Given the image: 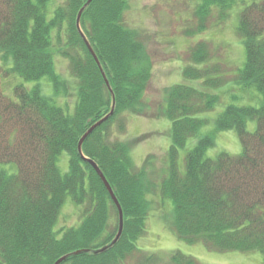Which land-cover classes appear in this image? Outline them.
I'll return each instance as SVG.
<instances>
[{
    "label": "trees",
    "instance_id": "trees-1",
    "mask_svg": "<svg viewBox=\"0 0 264 264\" xmlns=\"http://www.w3.org/2000/svg\"><path fill=\"white\" fill-rule=\"evenodd\" d=\"M86 1L0 0V70L24 80L48 79L53 92L46 96L39 82L15 85L13 99L0 91V264H53L63 255L61 264H203L180 250L155 253L137 246L147 232L152 196L177 239L216 252L258 251L264 263V0L194 1L195 23L185 35L228 25L235 15L242 61L228 74L219 65L220 46L205 39L189 45L181 74L201 86L163 89L159 116L171 123L170 144L165 167L151 171L146 163L134 164L130 144L114 131L124 132L126 113L144 111L151 63L143 31L124 21L130 0H91L83 9L79 27L111 94L76 25ZM56 57L67 61L68 76L56 70ZM228 82L235 92L215 120L197 117L221 104L219 90ZM70 87L71 107L57 100ZM241 95L255 102L238 104ZM112 105L111 116L82 143V153L97 164L122 208V232L109 245L118 230L117 209L77 143ZM210 122L212 128L199 134ZM231 129L241 152L208 157L217 133ZM196 136L181 171L179 150ZM63 152L64 173L58 167ZM67 198L80 208L79 222L56 229ZM79 249L88 251L72 254Z\"/></svg>",
    "mask_w": 264,
    "mask_h": 264
},
{
    "label": "rangeland",
    "instance_id": "rangeland-1",
    "mask_svg": "<svg viewBox=\"0 0 264 264\" xmlns=\"http://www.w3.org/2000/svg\"><path fill=\"white\" fill-rule=\"evenodd\" d=\"M195 0H130L129 7L124 12L125 23L133 28L143 31L146 40V52L151 63V75L146 84L142 101L144 111L141 114L126 113L125 130L120 132L117 129V136L120 140L126 141L131 146V157L136 166L141 167L146 163L148 170L162 169L165 167V154L170 144V121L159 116L163 101V89L174 83H186L199 88L198 81L186 80L181 71L184 67V56L187 48L192 43L205 39L214 47L219 48V63L222 71L230 70L242 61V46L234 33L236 24L235 15L231 22L225 26H218L207 30L195 38L187 37L184 30L194 25L193 7ZM57 1H55L56 3ZM233 26V28H232ZM218 51L213 52L217 54ZM221 53V54H220ZM218 56V54H217ZM56 70L62 77L68 76L67 61L60 57L55 58ZM230 77V76H229ZM69 86H73V80L67 78ZM230 79V78H228ZM46 96H53L51 83L48 79L24 80L17 75L5 74L0 70V91L4 95L14 98L13 88L22 83L30 88L38 83ZM233 85V84H232ZM230 82L222 86L219 92L222 93V102L212 111L198 114L197 117L207 118L211 122L223 110L225 105L231 101L229 91ZM70 87V94L63 98L57 97L59 103H65L71 107L74 102V90ZM238 104H253L255 101L246 95H241ZM204 126L199 134H204L212 128V123ZM255 122L249 121L248 130L253 131ZM197 137L188 139L186 146L179 150L178 164L183 170L184 156L197 140ZM242 150L241 143L234 130L219 131L216 135L215 144L210 147L206 154L208 157H215L220 151L230 154H239ZM150 158V164L147 161ZM58 167L61 172H66L68 157L65 152L59 156ZM152 209L147 220V232L137 241V246L147 252H170L180 250L185 254L192 255L203 264H264L260 252H239L227 251L216 252L205 248L202 244H187L175 237L161 219V211L156 196L150 197ZM162 205V209L169 212L170 205ZM80 208L76 207L67 198L63 204L58 218L56 229L65 225H75L79 222ZM113 221V217L111 219Z\"/></svg>",
    "mask_w": 264,
    "mask_h": 264
},
{
    "label": "water",
    "instance_id": "water-1",
    "mask_svg": "<svg viewBox=\"0 0 264 264\" xmlns=\"http://www.w3.org/2000/svg\"><path fill=\"white\" fill-rule=\"evenodd\" d=\"M91 2V0H87L85 2V4L79 9L78 13H77V16H76V25L78 27V29L80 30V27H79V22H80V17H81V13L83 11V9ZM80 33L82 35V37L85 39V37L83 36V33L81 32L80 30ZM85 43H86V46L89 50V52L91 53L92 57L94 58L96 64L98 65L99 69L101 70V74L104 78V81H105V84L107 85V87L109 88V91L110 93L112 94V91H111V88L109 86V82L104 74V72L102 71L101 67H100V63L94 53V51L92 50L90 44L88 43L87 39H85ZM113 113V105L110 109V111L105 114L103 117H101L100 119H98L96 122H94L93 124H91L87 129L86 131L82 134V136L79 138L78 140V143H77V150H78V153L80 154V156L88 161L91 166L94 168V170L96 171V173L98 174V176L100 177L102 183L104 184L105 186V189L107 190L109 196H110V199L112 200L113 204L115 205L116 209H117V213H118V230H117V233L115 235V237L112 239L111 243L109 245H113L117 240L118 238L120 237V234L122 232V227H123V214H122V208L116 198V196L114 195V192L109 184V182L107 181V179L105 178V176L103 175L102 171L99 169V167L97 166V164L90 158L86 157L83 153H82V143L84 142L85 138L97 127L99 126L102 122H104L109 116H111V114ZM107 247L104 246L98 250H94L95 252H101L103 250H105ZM88 250L87 249H79V250H76L74 251L72 254H79L81 252H87ZM68 255H63L61 257H59L53 264H61L66 258H67Z\"/></svg>",
    "mask_w": 264,
    "mask_h": 264
}]
</instances>
